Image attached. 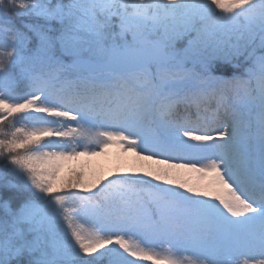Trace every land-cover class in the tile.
Masks as SVG:
<instances>
[{"label": "snow or ice", "instance_id": "1", "mask_svg": "<svg viewBox=\"0 0 264 264\" xmlns=\"http://www.w3.org/2000/svg\"><path fill=\"white\" fill-rule=\"evenodd\" d=\"M0 160V264H264V0H0Z\"/></svg>", "mask_w": 264, "mask_h": 264}, {"label": "trees", "instance_id": "2", "mask_svg": "<svg viewBox=\"0 0 264 264\" xmlns=\"http://www.w3.org/2000/svg\"><path fill=\"white\" fill-rule=\"evenodd\" d=\"M58 2V0H53V3H56ZM62 2H67V0H62ZM33 22V20H31L30 18L28 17H21V16H13L12 18V23L16 26V27H22V25L24 23H31ZM109 157L113 158V159H117V156H118V152H117V149L115 148H111L108 150V154H107ZM131 161V160H130ZM128 161V162H130ZM5 162L3 160H0V166H2ZM92 167L97 170V171H101V169H99L97 166L91 164ZM117 165H118V162L116 164L113 165L112 167V171H116L117 169ZM120 171H123V168H121ZM9 180H12L13 182H15L14 178L9 176L8 177ZM14 191L13 189H3V188H0V204H2L3 200L5 199H9V197L7 196H4V192H12ZM13 207H16V202L13 201ZM5 217V213H4V210L2 207H0V219H3ZM15 264V262H14ZM20 264H25L24 260L22 259L20 261Z\"/></svg>", "mask_w": 264, "mask_h": 264}, {"label": "rangeland", "instance_id": "3", "mask_svg": "<svg viewBox=\"0 0 264 264\" xmlns=\"http://www.w3.org/2000/svg\"><path fill=\"white\" fill-rule=\"evenodd\" d=\"M131 159H132L131 154H127L125 156H120L118 154L116 160L109 157L108 155H105V156L92 158L91 164L97 166L104 173H107L109 170L112 171L113 165L116 164L117 162L118 163L128 162ZM116 170H121V168H119V169L117 168Z\"/></svg>", "mask_w": 264, "mask_h": 264}]
</instances>
